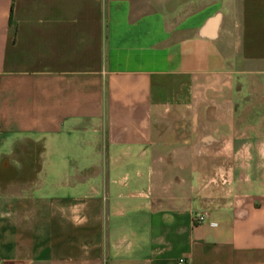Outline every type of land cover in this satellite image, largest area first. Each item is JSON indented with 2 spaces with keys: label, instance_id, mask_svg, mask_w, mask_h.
<instances>
[{
  "label": "crops",
  "instance_id": "obj_1",
  "mask_svg": "<svg viewBox=\"0 0 264 264\" xmlns=\"http://www.w3.org/2000/svg\"><path fill=\"white\" fill-rule=\"evenodd\" d=\"M181 258L264 264V0H0V264Z\"/></svg>",
  "mask_w": 264,
  "mask_h": 264
},
{
  "label": "built area",
  "instance_id": "obj_2",
  "mask_svg": "<svg viewBox=\"0 0 264 264\" xmlns=\"http://www.w3.org/2000/svg\"><path fill=\"white\" fill-rule=\"evenodd\" d=\"M205 220H206V217L204 215H202V214H200V215L195 217V222L196 223H202ZM184 263H185V259L184 258L179 259L178 264H184Z\"/></svg>",
  "mask_w": 264,
  "mask_h": 264
}]
</instances>
